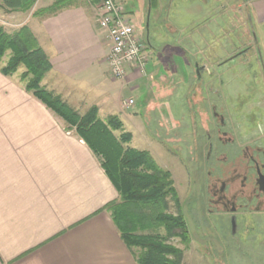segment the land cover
<instances>
[{"label": "crops", "instance_id": "crops-1", "mask_svg": "<svg viewBox=\"0 0 264 264\" xmlns=\"http://www.w3.org/2000/svg\"><path fill=\"white\" fill-rule=\"evenodd\" d=\"M117 2L126 18L135 23L145 4L151 7V15L159 5L169 20L175 0ZM53 3L37 0L24 12L0 0V14L11 25L6 29L13 32L28 26L51 62L42 85L80 115L97 107L103 121L118 116L124 125L140 123L139 113L127 114L131 107L124 108L123 102L136 99L137 92L143 97L152 93L155 78L165 72L163 61H150L146 75L133 67L124 80L113 79L106 62L109 44L98 23V0H77L55 15L35 16L37 10ZM245 4L264 60V0H245ZM224 6L222 0H199V12H208L202 17L207 23L198 25L208 26L210 20L218 24ZM170 28L181 31L174 21ZM222 47L217 44L214 51L209 50L217 58L223 57ZM154 52L158 49L147 47V54ZM5 64L0 62V264H137L111 213L105 210L119 194L99 157L75 130H67L63 120L26 91L17 74L3 75ZM163 95L174 96L172 92ZM146 107L156 110L144 98L143 109Z\"/></svg>", "mask_w": 264, "mask_h": 264}, {"label": "rangeland", "instance_id": "rangeland-1", "mask_svg": "<svg viewBox=\"0 0 264 264\" xmlns=\"http://www.w3.org/2000/svg\"><path fill=\"white\" fill-rule=\"evenodd\" d=\"M222 1H225V6L222 11H220V20H216L219 25H215L214 21L210 20L208 26L206 25L205 27L201 26L206 22V20L202 18L204 17L203 15L206 12V9H203L201 13L199 12V9L197 8L199 0H175L171 14H168L169 20H165V11L161 10L159 5L158 8L153 10L152 15L150 16V33L148 36L150 46H146L153 50L156 48L158 49V52L147 54L145 51V54L147 57V64L150 61H153V63L163 61L165 72L155 78V89L150 95L148 94L143 97V93L141 94L140 92H137L135 94V105L127 111V114L129 115H133L135 112L139 113L138 115L141 124L137 121H133V124L127 123L124 125L123 123V128L126 130H124V132L129 133L132 136V148L148 151L162 169L171 173L174 187L179 196L181 205L180 210L189 228V240L186 243L182 242L179 238H173L170 241L183 252L181 264H215L217 257H227L229 261H227L228 264H252V260L254 261V264H264V249L262 250L261 255L260 253H257L254 246L252 247L249 244H244L242 249H238L234 244H232L230 248L223 249L212 240L206 245V241L204 240L205 230L203 228L206 205L203 201V194H206L207 192L208 183L205 177V165L203 163L204 157L199 154L200 156L197 157V159L196 156L190 152L191 148L187 152L184 143L180 142L176 144L175 140L177 138L174 135L175 133L173 131L171 132V130L178 125V122H180L179 120H181L182 115H184L183 118L185 119L184 124H189L190 118L187 112L188 105L186 98H183L182 96L184 89L178 88L176 96L174 95L171 99H168L170 98L167 97L168 95H163L172 92L175 86L186 87L188 83L192 86L197 80L195 63H198L199 67H203L204 71L202 80L204 81L211 80L212 83H218L221 80H233V76L228 78V76L224 77L219 73L221 68L220 65L228 56H232L239 51L244 52L247 50L238 62V71L241 72L240 81L231 84V86L239 87L241 89L246 87L245 91L241 92L239 90L241 93L236 95L237 103L239 105L238 107L240 109L242 108L243 112L246 110L245 108L252 103L247 108L251 116L264 115L260 110L255 109V102L258 103L259 98L262 97V95L264 96V78L261 66L262 60L258 56L259 52L257 51V48L259 47L258 32L254 31L256 35L255 38V35L253 34V26L249 19V10L245 4V0ZM147 10L148 4H145L143 14L135 20L137 33L144 41H146L147 37L145 34ZM40 11L41 9L37 10V12ZM37 12L35 16H42ZM6 18L8 17H5V14H0V26H2L7 33L15 32L6 29L11 28L8 20H5ZM201 18L203 21H201ZM173 21L181 31L175 32L174 29L170 28V23ZM200 22L203 24L198 25ZM214 27L215 29L217 27V29L213 30ZM192 31L196 32L197 35L196 33L193 34ZM217 44H220V47L223 46L220 48L221 51L224 48L223 57L220 56L217 58L214 56V53H212V51H214L212 49L217 47ZM11 55V51H7L0 62L7 64ZM188 61L190 63H188ZM147 64L144 72L139 69L142 75H146L147 73ZM25 71L26 68L21 66L18 71L13 74L18 75L24 86L25 81H23L21 77ZM161 77L164 78V81H162ZM147 80H149V78ZM42 84L43 81L41 86L49 91ZM193 88L194 89H192L191 93L188 95L189 102L195 107V114H193L194 118L191 120V123L195 126L197 124L203 126L208 117V111L202 106V99L205 94L204 91L202 92L200 85H194ZM221 90L220 93L222 94ZM256 92L261 94L258 93L259 95H257L255 94ZM229 95H225V98L228 99ZM144 98L145 104L150 102L155 104V111H147V107L146 110L143 109ZM167 102L170 103L168 104V107L160 110L159 106H163V103ZM50 111L60 118L52 110ZM144 116L146 119H144ZM66 129L68 130L67 125ZM183 130L184 128H182V130H177V132L181 131L182 133ZM122 133L123 131H117L116 135L119 137ZM220 167L222 172L221 174H218L224 178L228 176L229 172L233 169V164H222ZM216 177L217 176L215 175V178ZM169 207L170 213L174 215L179 213L176 204L170 200ZM242 221L244 226L245 224H250L249 220L245 221L244 215H242ZM243 228L244 227H242L240 237L243 242H246L248 232ZM161 233L163 235L165 234L164 229L161 230ZM209 245H212L213 248L209 247ZM134 250L139 252L138 248H134ZM212 250L213 253H211ZM227 263H225V261L222 262V264Z\"/></svg>", "mask_w": 264, "mask_h": 264}, {"label": "trees", "instance_id": "trees-1", "mask_svg": "<svg viewBox=\"0 0 264 264\" xmlns=\"http://www.w3.org/2000/svg\"><path fill=\"white\" fill-rule=\"evenodd\" d=\"M2 1L11 9L26 12L33 8L37 0ZM76 2L54 0L50 7L37 13L55 15ZM152 3L154 6L155 2ZM7 51H11L12 55L1 69L2 74L11 76L21 66L25 67L21 79L25 81L26 91L63 119L68 130H75L100 158L106 176L119 194V200L108 204L105 210L111 213L123 242L133 252L137 264H181L183 252L170 241L179 238L186 243L189 228L180 210L171 173L162 169L148 151L129 147L132 136L124 132L123 122L117 116L103 121L98 116L97 107L80 115L59 96L41 86L52 65L28 26L13 33H7L0 26V61ZM116 131L123 133L118 137ZM169 200L176 204L177 215L169 212ZM134 248H138L139 252Z\"/></svg>", "mask_w": 264, "mask_h": 264}, {"label": "flooded vegetation", "instance_id": "flooded-vegetation-1", "mask_svg": "<svg viewBox=\"0 0 264 264\" xmlns=\"http://www.w3.org/2000/svg\"><path fill=\"white\" fill-rule=\"evenodd\" d=\"M149 33L145 28V34L149 36ZM244 52L239 51L228 56L220 65L219 73L228 78L233 76V80H221L218 83H212L211 80L204 81L202 80L204 69H198L196 66L198 63H196L195 73L198 81L196 80L192 86L188 83L186 87H174L172 95H176L178 88L184 89L182 96L186 98L190 119L189 124H184L185 119L182 115L180 122L171 132L175 133L176 144L182 142L187 152L191 148L190 152L196 158L200 155L204 157L205 177L208 183L207 192L203 194L206 205L203 221L206 245L212 240L223 249L230 248L232 244L242 249L244 244H249L261 254L264 249V115L252 117L247 110L252 103L243 112V109L238 107L236 95L245 91L246 87L241 89L231 86L240 81L241 72L238 71V62L245 54ZM258 56L262 60L264 78V60L261 52ZM194 85H200L205 94L202 106L208 111V117L203 126L200 124L195 126L191 123L195 107L189 102L188 95L194 89ZM258 93L255 94H261ZM225 95H229V98H225ZM255 104V109L264 114L263 95ZM182 128H184L182 133L177 132ZM229 163L233 164V169L228 176L224 178L219 176L222 172L220 166ZM242 215L245 216V221L249 220L250 224L245 226L242 224ZM234 223H236L235 228ZM242 227L248 232L246 242H243L240 237ZM209 247L213 248L212 245ZM223 261L227 263L228 258L217 257L215 264H222ZM252 264H254L253 260Z\"/></svg>", "mask_w": 264, "mask_h": 264}, {"label": "built area", "instance_id": "built-area-1", "mask_svg": "<svg viewBox=\"0 0 264 264\" xmlns=\"http://www.w3.org/2000/svg\"><path fill=\"white\" fill-rule=\"evenodd\" d=\"M99 27L106 33L109 52L106 62L110 75L115 80H124L130 68L145 71L147 57L146 43L137 33L136 24L128 20L117 0H98ZM133 98L123 102L124 108L134 105Z\"/></svg>", "mask_w": 264, "mask_h": 264}, {"label": "water", "instance_id": "water-1", "mask_svg": "<svg viewBox=\"0 0 264 264\" xmlns=\"http://www.w3.org/2000/svg\"><path fill=\"white\" fill-rule=\"evenodd\" d=\"M150 16H151V7L149 6V9H148V12L146 15V26H145L148 33H149V26H150ZM147 45L150 46L148 36H147ZM196 66L198 69H202V68H199V65H196ZM235 226H236V223H234V228H235Z\"/></svg>", "mask_w": 264, "mask_h": 264}]
</instances>
